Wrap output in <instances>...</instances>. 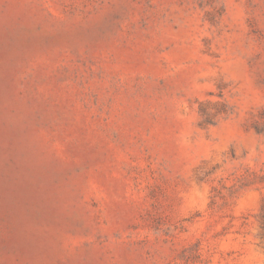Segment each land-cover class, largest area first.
<instances>
[{
	"label": "rangeland",
	"instance_id": "obj_1",
	"mask_svg": "<svg viewBox=\"0 0 264 264\" xmlns=\"http://www.w3.org/2000/svg\"><path fill=\"white\" fill-rule=\"evenodd\" d=\"M0 264H264V0H0Z\"/></svg>",
	"mask_w": 264,
	"mask_h": 264
}]
</instances>
